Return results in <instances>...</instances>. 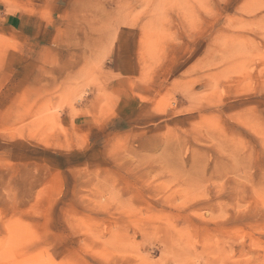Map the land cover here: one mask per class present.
<instances>
[{
    "label": "rangeland",
    "instance_id": "374dc122",
    "mask_svg": "<svg viewBox=\"0 0 264 264\" xmlns=\"http://www.w3.org/2000/svg\"><path fill=\"white\" fill-rule=\"evenodd\" d=\"M0 264H264V0H0Z\"/></svg>",
    "mask_w": 264,
    "mask_h": 264
}]
</instances>
